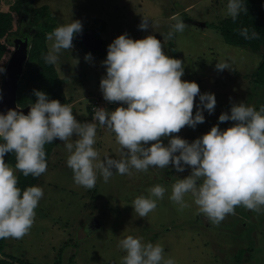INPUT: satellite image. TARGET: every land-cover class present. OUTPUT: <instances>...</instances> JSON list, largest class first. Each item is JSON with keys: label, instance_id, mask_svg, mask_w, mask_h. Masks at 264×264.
<instances>
[{"label": "rangeland", "instance_id": "1", "mask_svg": "<svg viewBox=\"0 0 264 264\" xmlns=\"http://www.w3.org/2000/svg\"><path fill=\"white\" fill-rule=\"evenodd\" d=\"M14 2L3 0L1 8L9 10ZM44 4L52 8L59 24L79 19L82 31L93 28L105 41L103 56L92 55L90 61H85L89 51L78 40L73 41L72 49L61 50L55 63L65 81L69 104L80 121L92 119L93 111L89 106H95L96 102L109 110L120 103L105 101L99 83L106 74L102 61L106 58L108 44L125 32L134 39L148 34L161 39L165 53L181 59L184 65L181 79L194 80L201 92L215 94L214 110L211 113L204 110V122L195 128L186 125L172 135L191 142L215 124L227 128L234 123L218 120L221 112H229L233 103L264 105V88L252 90L250 79L261 54L228 43L212 26L228 17L227 0L34 2L35 6ZM13 14L12 34H18L25 20ZM143 16L149 17L152 25L146 30L138 27ZM177 19H182L186 27L169 38L168 32ZM203 22L205 25L201 24ZM14 37L17 36H12L11 41ZM50 44L47 40L48 48ZM217 61L228 62L231 70H217ZM0 65L4 67L3 63ZM4 75L5 70L0 72V93ZM198 100V96L194 98L193 114ZM161 139L167 144L168 137ZM94 147L101 157L108 153L119 158L115 133L105 126L97 124ZM67 156L64 143L59 140L47 171L36 184L42 187L44 195L35 209L30 231L19 239L6 238L0 257L29 259L36 264H56L58 260L62 264H121L125 253L118 241L133 235L142 237L144 242L162 244L164 255L174 258L176 264H264V209L253 211L236 206L234 213L214 224L199 212L190 194L185 196L187 206L184 208L169 199L172 185L179 177L188 175L190 167L185 166L183 172H177L171 164L167 168L150 167L147 172L133 169L131 175L114 172L107 183L98 175L95 186L89 189L74 183L73 172L66 164ZM155 184L166 188L164 197L147 216H137L131 205L133 199L141 194L148 195L147 189Z\"/></svg>", "mask_w": 264, "mask_h": 264}, {"label": "clouds", "instance_id": "2", "mask_svg": "<svg viewBox=\"0 0 264 264\" xmlns=\"http://www.w3.org/2000/svg\"><path fill=\"white\" fill-rule=\"evenodd\" d=\"M245 5V0H227L226 15L235 21L247 11ZM150 26V18L143 16L138 27L146 30ZM185 27L184 21L177 19L168 37L183 32ZM81 32L79 19L48 32L46 39L51 44L43 54L45 63L55 64L61 50L72 49L74 36ZM240 35L251 39L257 34L242 28ZM163 49L162 40L152 34L137 39L126 32L116 36L102 61L106 74L99 88L105 101L120 103L112 110L95 106L90 121L78 120L70 104L35 89L36 99L29 104L27 114L15 108L0 112V239H19L30 231L44 193L36 185L22 190L17 171L33 177L45 173V145L55 139L64 143L66 164L79 186L93 188L98 175L107 183L114 172L131 175L133 169L147 172L150 167L167 168L169 164L183 172L188 166L190 173L174 182L169 195L180 208L187 206L185 196L190 194L199 212L214 224L234 213L236 206L264 209V105L233 103L218 120L234 123L227 128L215 124L191 142L172 135L186 125L195 128L204 122V110L211 113L216 98L212 92H201L196 81L181 79V59L167 55ZM84 59L90 61L92 54L86 53ZM215 67L231 70L226 61H217ZM4 70L0 65V72ZM97 124L115 133L119 158L108 153L101 157L94 147ZM161 137H168L167 144ZM9 152L15 154L14 167L5 161ZM147 192L131 203L139 217L156 208L166 188L155 184ZM118 246L125 253L121 264H176L174 258L164 255L162 244L144 242L142 237L127 235Z\"/></svg>", "mask_w": 264, "mask_h": 264}, {"label": "trees", "instance_id": "3", "mask_svg": "<svg viewBox=\"0 0 264 264\" xmlns=\"http://www.w3.org/2000/svg\"><path fill=\"white\" fill-rule=\"evenodd\" d=\"M2 1L0 0V63H3L4 67L7 66L8 60L14 50V45L11 41L12 36L27 35L31 43L25 71L19 81L17 91L18 105L26 107L33 103L36 99L33 94L34 89L43 90L50 98H55L60 100L61 103L69 104L70 99L66 96L64 90L65 81L59 75L56 64L45 63L43 59V54L47 53L49 49L46 34L59 25L52 8L48 4L35 6V0H15L14 4L10 5L9 10H3L1 8ZM245 4L247 11H242L235 21L228 16L223 18L218 24H212V26L221 32L228 43L245 47L248 50L261 54V60L257 67L250 73L252 90H254L258 87L264 88V0H245ZM14 12L25 20L23 25L21 24L18 34H12ZM103 28L105 30V24ZM242 28H247L250 34L255 32L257 35L254 38L245 39L244 36L240 35ZM92 30L96 36L101 37V33L93 28ZM73 41H78L76 35ZM86 50L94 56H103L106 51L105 41L101 50H89L87 48ZM89 107L93 111L91 106ZM58 143L59 139H55L52 143L45 145L47 165ZM4 158L7 163L12 166L15 165L14 153H6ZM41 175L38 177H33L32 175L24 176L18 171V186L23 190L27 186L36 185ZM5 239H0V253L4 250ZM0 264L36 263L29 259H15L14 257L7 259L0 257ZM56 264H62L61 260H58Z\"/></svg>", "mask_w": 264, "mask_h": 264}, {"label": "water", "instance_id": "4", "mask_svg": "<svg viewBox=\"0 0 264 264\" xmlns=\"http://www.w3.org/2000/svg\"><path fill=\"white\" fill-rule=\"evenodd\" d=\"M201 24L205 25V22ZM76 37L89 50H101L103 48V38L96 36L92 29L83 30L81 33H77ZM12 43L14 45V50L5 69L3 85L0 93V112H6L9 108H15L18 111L27 114L30 105L26 107L18 105L17 91L20 78L25 71L26 61L29 56V50L31 47L30 38L29 36H17L13 38Z\"/></svg>", "mask_w": 264, "mask_h": 264}, {"label": "built area", "instance_id": "5", "mask_svg": "<svg viewBox=\"0 0 264 264\" xmlns=\"http://www.w3.org/2000/svg\"><path fill=\"white\" fill-rule=\"evenodd\" d=\"M95 106H98V105H95ZM95 106L92 107V110L94 109ZM98 107H99V106H98Z\"/></svg>", "mask_w": 264, "mask_h": 264}, {"label": "flooded vegetation", "instance_id": "6", "mask_svg": "<svg viewBox=\"0 0 264 264\" xmlns=\"http://www.w3.org/2000/svg\"><path fill=\"white\" fill-rule=\"evenodd\" d=\"M25 36H27V35H23V36H20V37H25ZM104 41V40H103Z\"/></svg>", "mask_w": 264, "mask_h": 264}]
</instances>
